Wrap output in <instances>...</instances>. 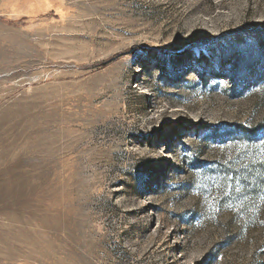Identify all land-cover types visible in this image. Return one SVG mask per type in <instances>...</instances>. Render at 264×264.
I'll return each instance as SVG.
<instances>
[{"label":"rangeland","instance_id":"rangeland-1","mask_svg":"<svg viewBox=\"0 0 264 264\" xmlns=\"http://www.w3.org/2000/svg\"><path fill=\"white\" fill-rule=\"evenodd\" d=\"M264 0H0V264H264Z\"/></svg>","mask_w":264,"mask_h":264},{"label":"snow or ice","instance_id":"snow-or-ice-1","mask_svg":"<svg viewBox=\"0 0 264 264\" xmlns=\"http://www.w3.org/2000/svg\"><path fill=\"white\" fill-rule=\"evenodd\" d=\"M261 163L264 164V160H262Z\"/></svg>","mask_w":264,"mask_h":264}]
</instances>
